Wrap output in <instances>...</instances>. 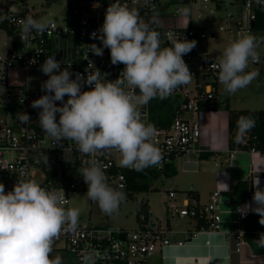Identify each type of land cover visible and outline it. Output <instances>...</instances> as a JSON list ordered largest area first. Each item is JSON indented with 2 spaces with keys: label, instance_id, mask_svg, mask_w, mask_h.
<instances>
[{
  "label": "built area",
  "instance_id": "obj_1",
  "mask_svg": "<svg viewBox=\"0 0 264 264\" xmlns=\"http://www.w3.org/2000/svg\"><path fill=\"white\" fill-rule=\"evenodd\" d=\"M27 0H9L8 11L0 15V25L7 35L9 49L0 54V183L5 191H10L18 181L33 179L45 188H55L65 197L63 206L68 207L73 193L87 192V185L78 170L86 166L89 159L95 158L103 167L108 183L128 191L127 172L135 170L120 166V154L116 151L97 154L89 157L81 154L75 143L70 140L55 143L47 136L38 123V109L31 107V102L44 93L41 84L48 79L40 71V66L47 56L55 54L61 61V70L69 67L73 73L87 75V72L100 71L108 81L116 80L124 65H113L110 51L104 49L103 56L88 54L87 47L93 43L91 33L97 31L103 23L109 4L100 0H68L69 14L64 26L52 22L51 27L42 34L33 33L26 43L20 39L21 21L27 16L38 19L26 5ZM122 5L136 9L146 22L155 20L153 27L161 33L162 46H170L166 33L174 34L175 38L195 40L196 47L183 59L193 74L191 82L181 86L166 99L155 98L140 109L142 119L156 128L154 143L161 149L163 160L157 167L144 170L162 175L177 162L189 163L190 156L199 157L204 149L200 144L201 129L199 116L211 113L218 102L219 88L223 87L218 80V60L209 51V42L215 39L216 32H208L197 20L204 18V12L211 14L224 10L226 22L219 31L229 37V43L243 33L257 36L255 22L258 8L264 5L257 0H120ZM188 7L190 14L181 16L179 9ZM233 7L234 10L230 11ZM263 58L258 63H250L249 70H255L260 77ZM23 72L26 79L18 81L16 74ZM35 77L30 78V74ZM13 77V78H12ZM75 76H73V79ZM36 83V86H34ZM88 90L85 86L82 91ZM67 97H65V100ZM166 101H178L179 109L172 115L167 126L158 124L156 109ZM59 104V102H57ZM26 112L30 116L28 123H21L17 114ZM249 134L240 141L245 144ZM243 150L227 151V164ZM255 151V150H251ZM258 152V151H257ZM220 164H216L219 167ZM63 190V191H62ZM222 192L215 191L207 204H200L195 199L184 197L180 200L175 192L169 193L166 207L171 215L202 222L206 226L201 231L219 232L222 223L220 203ZM234 207L235 216L232 221L233 235L237 242V251L245 244V228L243 222L249 213L242 214ZM139 228L134 231H123L92 223V218L79 220L75 233H65L54 244L52 256L59 254L63 264H81V256L87 251H96L104 256L97 264H151L154 254L168 247H183L186 242L172 240L167 228L154 218L147 210L138 218ZM176 234V232L174 233ZM125 236V240L121 236ZM195 233L188 236L191 240ZM197 264V263H192Z\"/></svg>",
  "mask_w": 264,
  "mask_h": 264
},
{
  "label": "clouds",
  "instance_id": "obj_2",
  "mask_svg": "<svg viewBox=\"0 0 264 264\" xmlns=\"http://www.w3.org/2000/svg\"><path fill=\"white\" fill-rule=\"evenodd\" d=\"M257 3L264 5V0ZM178 12L187 16L190 9L183 7ZM154 23L143 20L136 9L122 5L120 0L109 4L102 25L91 33L101 46L89 45L85 55L86 59L89 53L103 56L104 49H108L111 63L124 65L114 81L106 80L99 70L86 76L69 71V67L61 70L62 62L55 54L46 57L40 66L48 77L41 84L44 94L33 100L31 107L39 110L38 123L47 136L55 143L70 140L89 157L116 151L120 166L138 172L162 164L161 149L153 141L156 128L142 119L140 109L155 98H168L191 82L193 74L183 56L197 42L166 33L170 46H162L161 33ZM51 24L50 19L27 16L21 21V41L26 43L34 32L44 33ZM259 43L256 36L243 33L225 47L217 68L226 93L235 94L258 76L249 65L260 60ZM85 86L88 90L82 91ZM16 118L25 124L31 121L26 112L18 113ZM255 123L250 116L239 117L236 142L244 139ZM78 172L87 185L88 199L107 215L117 213L126 193L108 183L101 164L95 158L89 159ZM220 184L228 190L226 183ZM260 185L259 177H255V207L246 204L238 211L258 214L259 223L264 225V188ZM64 199L55 188H45L33 179L19 176L7 192L0 183V264H63L59 254L52 256L54 244L62 234L77 231L80 217L78 208L63 206ZM256 242L264 247V233ZM103 258L94 250L87 251L81 256V264H97Z\"/></svg>",
  "mask_w": 264,
  "mask_h": 264
},
{
  "label": "crops",
  "instance_id": "obj_3",
  "mask_svg": "<svg viewBox=\"0 0 264 264\" xmlns=\"http://www.w3.org/2000/svg\"><path fill=\"white\" fill-rule=\"evenodd\" d=\"M8 8L9 6L0 10V15L6 13ZM5 36L6 52L10 45L6 33ZM261 75H263L262 72L258 79L261 78ZM220 89L221 87L218 92V100ZM221 104L222 102L218 101L211 113L206 112L199 116L200 144L204 152L199 157L191 155V162L189 163L177 162L180 163L179 168L176 167V163L169 167H173L172 170L168 171V168L162 174L165 177H170L181 171L183 175L188 176V183L183 185L186 188L185 193L179 194L172 191L180 200L184 197H190L204 205L210 201V197L215 191L220 190L222 192L220 203L222 211L221 230L219 232L201 231V227L206 226V224L203 223L199 229L198 226L202 222L198 223L168 213L171 216L165 225L161 221L158 222L171 233L168 235L170 239L186 243L183 247L173 246L157 252L152 256L151 264H264V247H260L256 242L260 238V234L264 233V225L259 223L258 214L248 211L249 218L243 222L246 231L245 244L239 252L237 251L235 236L232 234L234 228L232 221L235 218L233 210L239 204L235 193L237 185L243 183L248 185L247 194L249 197L240 204L243 206L249 204L255 207L252 200L255 191L253 179L259 177L260 186L264 188V154L243 150L236 154L231 163L225 162L231 137L229 132L230 112L237 110H232L229 105L223 110ZM216 164H220V166L216 167ZM258 169L261 170L255 172ZM220 183H226L228 190L224 191V186ZM251 183L253 191H251ZM175 232L176 234H174ZM193 233L195 236L188 240V236Z\"/></svg>",
  "mask_w": 264,
  "mask_h": 264
},
{
  "label": "rangeland",
  "instance_id": "obj_4",
  "mask_svg": "<svg viewBox=\"0 0 264 264\" xmlns=\"http://www.w3.org/2000/svg\"><path fill=\"white\" fill-rule=\"evenodd\" d=\"M9 0H0V10L10 6ZM26 2L32 13L36 14L39 19H50L57 25L64 26L67 24L68 0H27ZM234 8L231 7L230 11ZM205 16L201 20H197V24L204 26L208 32H216L215 39L209 42V51L214 59L220 57L229 44L227 34L219 31V27L226 22L224 10L211 14L204 12ZM5 33L0 31V54L5 52L6 38ZM257 40L260 42L257 49L260 58L264 57V34H257ZM18 81L26 79L27 75L19 72L15 75ZM30 78L35 77V73H31ZM13 78V77H12ZM36 86V83H34ZM222 102V109L225 110L229 105L232 110H264V74L260 79H254L251 84L235 94H228L221 87L219 100ZM120 162V160H119ZM179 164L177 166L179 168ZM188 176L183 175L181 171L170 177L159 175L157 179L149 180V191L144 193H126V199L121 203L119 211L112 215L103 213L99 206L91 202L86 192L73 193L70 196L69 208H78L80 210L79 220L85 221L90 217L92 223L99 226L111 227L123 231H134L139 228L138 206L142 207V212L147 210L153 214L154 218L161 221L165 225L170 213L166 207L168 195L170 191L177 193H185L183 185L188 183ZM169 215V216H168ZM139 216V217H138ZM176 222V221H175Z\"/></svg>",
  "mask_w": 264,
  "mask_h": 264
},
{
  "label": "trees",
  "instance_id": "obj_5",
  "mask_svg": "<svg viewBox=\"0 0 264 264\" xmlns=\"http://www.w3.org/2000/svg\"><path fill=\"white\" fill-rule=\"evenodd\" d=\"M49 3L52 0H47ZM104 3H107V0H100ZM69 14V8L68 12ZM1 14V13H0ZM0 30H7L9 34L10 30L6 28L5 23L0 25ZM255 32L260 35V33L264 34V8H258L257 10V18L255 22ZM264 61V57H263ZM262 74H264V62L262 65ZM179 109V103L178 101H166L163 102L161 105H159L156 109L155 116L158 117V124L162 127L167 126L171 120L172 115L178 111ZM241 116H250L253 119H255V127L251 130L249 134V139L246 140L245 144H242L240 142H236L235 135H236V123L239 117ZM229 132H230V140H229V149L231 150H244V151H250L255 150L262 154H264V110L257 111V112H251L249 110H237V111H231L230 112V118H229ZM243 140V139H242ZM173 167L169 168L168 171L172 170ZM167 173V172H166ZM127 178H128V191L129 195H132V193H144L149 191V180L157 179L159 174L143 170V171H132L127 172ZM248 191V185L246 183L238 184L236 188V200L237 203H242L246 201L249 197L247 194ZM246 193V194H245ZM142 207L138 206V214L140 216L142 212ZM138 216V217H139ZM203 225V223L199 224L200 226Z\"/></svg>",
  "mask_w": 264,
  "mask_h": 264
},
{
  "label": "water",
  "instance_id": "obj_6",
  "mask_svg": "<svg viewBox=\"0 0 264 264\" xmlns=\"http://www.w3.org/2000/svg\"><path fill=\"white\" fill-rule=\"evenodd\" d=\"M251 191H253L252 183H251ZM121 238H122L123 240H125V236H124V235H122Z\"/></svg>",
  "mask_w": 264,
  "mask_h": 264
}]
</instances>
